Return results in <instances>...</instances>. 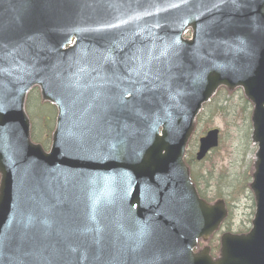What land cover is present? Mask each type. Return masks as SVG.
<instances>
[{
  "label": "water",
  "instance_id": "1",
  "mask_svg": "<svg viewBox=\"0 0 264 264\" xmlns=\"http://www.w3.org/2000/svg\"><path fill=\"white\" fill-rule=\"evenodd\" d=\"M220 87L253 106L256 213L214 260L194 249L226 211L184 155ZM34 88L57 110L48 152ZM0 264H264V0H0Z\"/></svg>",
  "mask_w": 264,
  "mask_h": 264
},
{
  "label": "rangeland",
  "instance_id": "2",
  "mask_svg": "<svg viewBox=\"0 0 264 264\" xmlns=\"http://www.w3.org/2000/svg\"><path fill=\"white\" fill-rule=\"evenodd\" d=\"M32 105L33 104H31V106ZM213 127L219 128L220 131L219 151L211 153L202 164L204 168H211L216 172V174L213 175V187L217 190L220 189L226 191L230 186L232 187L236 184L234 182L235 179L240 183L243 172H246L247 163H249L251 149L246 147V141L242 138L243 133L240 132L239 134L237 130L231 129L227 122L220 118L213 120L211 126L208 123L205 126H202L198 136H200L204 129ZM211 165H214L215 168L211 167ZM226 170L233 173V179L230 184L227 186L224 185L226 189H222V187L219 186V175L224 174ZM235 191L236 192L234 193L237 194L239 189H236ZM236 194H233L232 196L235 201L232 199L231 201L236 203L239 202V205L237 207L232 206L231 225L233 226V229L241 231L248 226V220L251 213L249 203L250 197L243 200V198L236 196ZM227 200L230 201V197H227Z\"/></svg>",
  "mask_w": 264,
  "mask_h": 264
},
{
  "label": "trees",
  "instance_id": "3",
  "mask_svg": "<svg viewBox=\"0 0 264 264\" xmlns=\"http://www.w3.org/2000/svg\"><path fill=\"white\" fill-rule=\"evenodd\" d=\"M34 93V92H32ZM30 94L32 96V99L33 98H36V94ZM224 102H219V100H217V102L214 100H212L209 104H207L205 107H204V110L200 116V120L206 116V120H210V119H213L214 117H220L223 121H232L234 122V119L239 117V119L241 120V123L243 125H248L249 123V119H248V116H249V105L248 103L244 100V98L242 97V95L238 94V99L236 102H232V101H229V102H226L225 103V108H223V105ZM232 106V105H236L235 108H229L227 106ZM49 107V106H46V108ZM53 109V108H52ZM29 110L31 112V114L33 115V112L31 111L30 107H29ZM237 110H239V112H237ZM50 115L46 116L45 118V122H44V126H45V130L49 131L51 130L52 126H53V119H54V109L52 111L48 110L47 111ZM249 126V125H248ZM34 130H33V138L35 140H40L41 139V134L44 133V131L42 130V132H39L38 129L37 131H35V125L33 126ZM249 129V127H248ZM242 138L244 140H246V146L248 147V140L245 139L243 136ZM229 179V176H226L225 177V180ZM247 190V187H246V183L244 182L241 187H240V193L242 195H245L246 194V191ZM202 195V197H204V195L202 193H200Z\"/></svg>",
  "mask_w": 264,
  "mask_h": 264
},
{
  "label": "flooded vegetation",
  "instance_id": "4",
  "mask_svg": "<svg viewBox=\"0 0 264 264\" xmlns=\"http://www.w3.org/2000/svg\"><path fill=\"white\" fill-rule=\"evenodd\" d=\"M224 225H225V226H224L225 230H228V229H229L228 231H231V229H230V226H231V220L226 221ZM216 238H217V237L214 238V242L216 241ZM214 242H212V244H213Z\"/></svg>",
  "mask_w": 264,
  "mask_h": 264
}]
</instances>
